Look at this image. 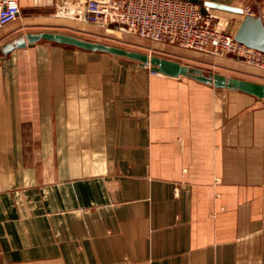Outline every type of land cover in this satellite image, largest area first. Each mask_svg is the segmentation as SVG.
Instances as JSON below:
<instances>
[{"label":"crops","instance_id":"obj_1","mask_svg":"<svg viewBox=\"0 0 264 264\" xmlns=\"http://www.w3.org/2000/svg\"><path fill=\"white\" fill-rule=\"evenodd\" d=\"M89 1L19 0L0 29V264H264V98L55 42L12 49L102 38ZM203 1L264 22V0ZM208 15L231 35L244 19ZM197 53L198 70L264 84Z\"/></svg>","mask_w":264,"mask_h":264},{"label":"built area","instance_id":"obj_2","mask_svg":"<svg viewBox=\"0 0 264 264\" xmlns=\"http://www.w3.org/2000/svg\"><path fill=\"white\" fill-rule=\"evenodd\" d=\"M92 23L118 22L141 38L215 56H233L264 70V52L248 48L227 33L219 21L201 15L199 6L181 0H90ZM20 15L19 0H0V29ZM219 22V23H217Z\"/></svg>","mask_w":264,"mask_h":264},{"label":"water","instance_id":"obj_3","mask_svg":"<svg viewBox=\"0 0 264 264\" xmlns=\"http://www.w3.org/2000/svg\"><path fill=\"white\" fill-rule=\"evenodd\" d=\"M193 3L200 8L201 15L209 14V10H219L235 14L244 15V19L234 35L235 40L248 48L264 52V22L261 17L246 14L242 8L231 5L221 4L203 0H181ZM49 41L63 44L85 51L102 52L113 56L137 61L142 67H149L154 73L178 78L181 76L196 79L199 82L213 84L217 88H229L264 98V84L247 79L230 78L220 73L210 74L209 76L195 68L183 65L177 61L159 56H151L139 51L126 48L111 46L104 43L80 39L78 37L61 33H38L28 34L26 40L21 41L15 48H25L33 46L39 41Z\"/></svg>","mask_w":264,"mask_h":264},{"label":"rangeland","instance_id":"obj_4","mask_svg":"<svg viewBox=\"0 0 264 264\" xmlns=\"http://www.w3.org/2000/svg\"><path fill=\"white\" fill-rule=\"evenodd\" d=\"M221 27H223L224 30L227 33H229L228 31L229 26L225 28L224 25H221ZM102 30H103L104 36H102V38L96 39L97 41L95 42L104 43V44L111 45V46H118V47L126 48L129 50L139 51V52L151 55V56H159V54L157 53V50L155 49L156 45H158L157 43H153L149 40L141 38L137 33H135V31L122 25L121 23L110 22V23L104 24V28ZM176 51L178 52V55L181 58L180 59L181 62L184 61L185 65H189L190 67L195 68V69L197 68L196 66L198 65L197 62L199 60V53L193 52L192 50L191 51L186 50L179 46H176ZM176 55L177 54L173 56H176ZM182 56H185L186 59H184ZM216 57H221V56H216ZM236 60L240 61L241 64L244 65V67L250 66L241 59H236ZM200 71L205 76L210 75L209 70L207 68L206 69L204 68L203 70L200 69ZM230 78H239V77H230ZM240 79H244V78L242 77Z\"/></svg>","mask_w":264,"mask_h":264}]
</instances>
